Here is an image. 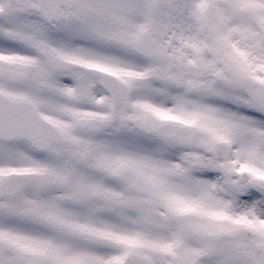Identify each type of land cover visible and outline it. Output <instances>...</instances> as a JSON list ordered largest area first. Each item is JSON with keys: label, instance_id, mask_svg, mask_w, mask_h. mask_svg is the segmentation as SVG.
Here are the masks:
<instances>
[{"label": "snow or ice", "instance_id": "snow-or-ice-1", "mask_svg": "<svg viewBox=\"0 0 264 264\" xmlns=\"http://www.w3.org/2000/svg\"><path fill=\"white\" fill-rule=\"evenodd\" d=\"M0 264H264V0H0Z\"/></svg>", "mask_w": 264, "mask_h": 264}]
</instances>
